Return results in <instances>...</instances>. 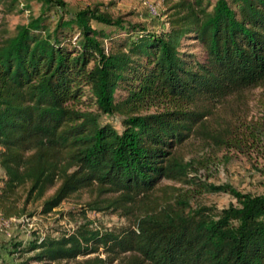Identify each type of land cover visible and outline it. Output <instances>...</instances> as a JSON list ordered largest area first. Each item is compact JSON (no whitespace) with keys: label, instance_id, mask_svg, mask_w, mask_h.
I'll return each instance as SVG.
<instances>
[{"label":"trees","instance_id":"1","mask_svg":"<svg viewBox=\"0 0 264 264\" xmlns=\"http://www.w3.org/2000/svg\"><path fill=\"white\" fill-rule=\"evenodd\" d=\"M39 3L13 33L0 31V216H31L24 202L54 187L40 213L85 193L80 216L110 211L126 224L85 220L14 251L86 256L81 264H264V193L206 179L218 165L207 151L264 149V119L214 112L264 88V0H174L160 31L98 4ZM102 115H117L121 129ZM201 192L234 203L216 209Z\"/></svg>","mask_w":264,"mask_h":264},{"label":"rangeland","instance_id":"2","mask_svg":"<svg viewBox=\"0 0 264 264\" xmlns=\"http://www.w3.org/2000/svg\"><path fill=\"white\" fill-rule=\"evenodd\" d=\"M13 1V0H12ZM64 9L74 12L80 8L99 6L109 12L112 16H121L124 20L137 22L144 25L148 30L160 31L167 27L166 15L164 14L167 5L174 0H62ZM213 1V0H212ZM0 0V31L3 35L13 33L17 24L25 23L28 16L37 15L39 12V0H29L26 7V0ZM152 7L155 12L150 11ZM51 20L56 18L55 12L50 11ZM93 25H95L93 23ZM84 98V97H82ZM264 88L256 87L246 90L238 95L229 97L227 101L218 106L214 112L220 117L236 119L245 118L246 120L264 119ZM93 107V105H91ZM102 121L112 124L117 130L121 129L120 120L117 115H102ZM195 146L191 143L185 144L183 151L186 155L194 153ZM198 156L201 153H197ZM217 162V170L213 176H207V182L215 184L226 183L234 190L243 193H264V149L250 150L247 155L237 151L226 150L224 148L214 152H208ZM215 156V157H214ZM225 156V157H222ZM205 172V171H204ZM4 177L0 167V183ZM54 187L50 188L39 199H30L24 206L26 212L32 213L31 216L23 215L19 218L4 219L0 216V264H81L84 257H76L71 260H56L52 262L37 261L30 259L37 250L14 251L25 248L35 239L44 236L57 237L61 232L72 231L79 224L88 220L89 227L104 230L111 227L126 224V220L110 211H89L86 210L84 217L80 216L79 210L82 202L87 199L85 193L73 194L60 202V204L46 213H40L42 202L47 198ZM22 196L21 203L23 202ZM198 200L216 209L226 207L234 203V199L226 192H201ZM72 211V215L66 212ZM85 218V219H83ZM19 243V247H13ZM98 255L103 257L99 251L87 255L89 257ZM111 264H115L112 262Z\"/></svg>","mask_w":264,"mask_h":264},{"label":"built area","instance_id":"3","mask_svg":"<svg viewBox=\"0 0 264 264\" xmlns=\"http://www.w3.org/2000/svg\"><path fill=\"white\" fill-rule=\"evenodd\" d=\"M150 11L155 12V10L152 7H149Z\"/></svg>","mask_w":264,"mask_h":264}]
</instances>
